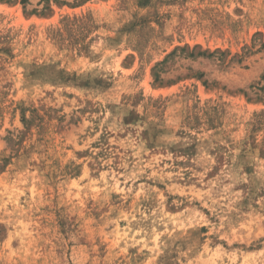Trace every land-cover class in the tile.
<instances>
[{"label": "rangeland", "instance_id": "obj_1", "mask_svg": "<svg viewBox=\"0 0 264 264\" xmlns=\"http://www.w3.org/2000/svg\"><path fill=\"white\" fill-rule=\"evenodd\" d=\"M0 264H264V0H0Z\"/></svg>", "mask_w": 264, "mask_h": 264}, {"label": "trees", "instance_id": "obj_2", "mask_svg": "<svg viewBox=\"0 0 264 264\" xmlns=\"http://www.w3.org/2000/svg\"><path fill=\"white\" fill-rule=\"evenodd\" d=\"M22 2L25 1V0H21Z\"/></svg>", "mask_w": 264, "mask_h": 264}]
</instances>
